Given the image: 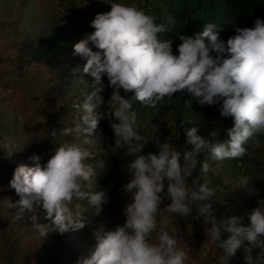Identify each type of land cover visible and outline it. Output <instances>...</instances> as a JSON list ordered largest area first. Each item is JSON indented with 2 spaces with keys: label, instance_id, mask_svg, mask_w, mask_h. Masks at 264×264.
Returning a JSON list of instances; mask_svg holds the SVG:
<instances>
[{
  "label": "clouds",
  "instance_id": "obj_1",
  "mask_svg": "<svg viewBox=\"0 0 264 264\" xmlns=\"http://www.w3.org/2000/svg\"><path fill=\"white\" fill-rule=\"evenodd\" d=\"M90 27L95 31L74 45V55L86 58L83 72L94 78L92 91L85 94L82 104L72 105L75 116L71 126L51 130L57 145L51 158L41 164L42 158L34 154V167L22 164L15 169L9 187L19 197L16 219L21 220L25 210L40 212L39 217H31L32 228L38 237L47 238L52 232L84 229L90 222L84 216V201L95 209L94 215L102 212L101 205L109 201L97 175L106 165L103 160L95 161L91 145L99 142L92 136L107 118L115 137L111 151L115 154L124 149L125 155L133 158L125 165L130 180L122 189L130 194V202L123 210L126 219L122 225L114 231L100 226L94 232L95 250L80 264H186L189 257L178 246V237L166 227L156 231L158 216L168 224L160 207L165 182L170 203L163 213L188 218L195 205L196 219L203 220L207 241L221 250L222 259L230 261L243 248L245 264H261L264 199L251 211L250 226L245 227L239 217L217 218L212 203L215 189L209 187L207 178L203 183L193 179L191 187L188 178L202 153L214 161L242 158L249 142L264 136V20L257 19L253 28H237L238 34L228 39L227 45L220 40L217 25L208 23L194 37H179V55L173 53L171 41L160 38L168 32V25L156 24L154 16L135 6L111 3V11L97 14ZM105 75L113 91L107 112H98L105 104L101 96ZM121 89L133 92L136 101L152 109L177 92L189 96L185 105L189 109L193 101L201 107L219 105L221 116L232 119L226 130L228 139H214L217 131L211 133L213 139L205 138L199 127H185L183 151L173 145L170 136L164 143L158 142V153L145 154L148 140L137 132L132 100L122 96ZM209 170L206 159L201 173ZM41 219L48 223H40ZM256 249L260 251L254 257Z\"/></svg>",
  "mask_w": 264,
  "mask_h": 264
},
{
  "label": "rangeland",
  "instance_id": "obj_2",
  "mask_svg": "<svg viewBox=\"0 0 264 264\" xmlns=\"http://www.w3.org/2000/svg\"><path fill=\"white\" fill-rule=\"evenodd\" d=\"M95 1L101 3L99 7L100 14L108 12L105 8L106 0H77V11H81L80 4L86 7L82 14L83 17L73 16L70 18L68 17L70 15L65 17L68 12L67 14L62 12L66 9V6H62L64 0H0V124H6L8 120L14 119L7 128L15 132V136L10 138L6 137V133H0V147H3V153L10 159V166L15 169L20 166L16 158L25 157L24 152L20 149L19 139L23 138L24 135L27 137L39 135L43 141L51 129L71 126L75 116V109L72 108V105L80 103V100L70 92V86L81 89L86 82L93 81L90 74L83 72V68L87 63L86 58L78 56L76 60L70 59L71 61L67 62H62L60 58L56 59L55 62H27L26 59L20 60L26 54L27 48L26 45L20 43L27 40L33 42L36 39H45L47 36L45 29H49L56 22L67 29L71 36L75 35V29L82 27L81 31L84 32H82L83 38L81 39L86 38L90 34L87 27L91 25V19H94L88 13L90 8L96 5ZM132 2L133 0H119L116 3L132 6ZM70 70L73 72L74 77L70 80L65 77L66 81L62 77V72L68 73ZM207 115V122L204 124L199 123L201 125L199 134L205 138L218 129V127H215V122L219 118V111L213 110L211 114ZM24 123L29 124L28 126L34 131L26 134L28 128L23 126ZM146 131L144 132L145 135L152 140L155 139L157 143H164L168 137L172 136V143L177 147L175 141L178 132L175 129L173 112H169L160 125L151 127ZM55 142L51 140L50 146L46 147L47 149L45 148L46 151L39 149L38 152L45 155V160H48L51 155L47 152L49 148L52 153L55 151L57 147ZM33 144L38 143H31L28 149H33ZM39 147L44 148V146ZM249 147L252 151L262 149L260 144H251ZM91 148L94 150L95 160H97V155L104 150L99 142L91 145ZM180 148L179 150H181ZM125 151L122 149L117 153V161L121 170L118 178L117 201L122 212L130 202V194L122 190L123 185L130 180L125 165L133 159L126 156ZM19 152L20 156L18 155ZM12 153H16L18 157L15 155L16 158L12 157ZM23 162L25 163V160ZM209 164L210 170L207 174H203V179L207 178L209 187L215 189L212 198L214 207L221 212L224 210H231L232 213L238 210L243 211L244 222L242 226H250L249 216L251 211L258 206V201L262 200L258 195V189H252V192L251 190L246 193L241 192L244 187L248 186L245 183V178L234 177L228 171V166L224 161H216L215 164L209 161ZM213 175L219 179L221 178L224 186L219 184L213 186L210 182ZM12 178L13 173H9L6 168L0 166V264H8L9 262L13 264H38V252H43L47 256L43 261L44 264H47L50 259V242L45 238L38 237L32 228L31 220L34 214L39 217L41 213L25 210L23 218L21 220L16 219V214L19 212L17 204L19 197L12 195V189L9 187ZM252 185L253 183L249 186L252 188ZM189 187L191 186L189 185ZM250 195L254 198L253 205H249ZM168 203H170V200L167 197V182H165V191L162 193L160 207L161 213L168 218V224L165 226L161 217L158 216L156 231H159L160 227H166L170 234L178 237V246L189 257L186 264H237L233 258L230 261L222 259L223 254L217 249V246L207 241V236L203 230V220L196 219L195 205H193L192 216L183 218L172 213H163V208ZM83 204L87 209L84 213L85 219L90 220V222L82 230L73 231L69 229L64 233L68 234L70 239L78 241V245L85 249L84 245L90 244L87 237L97 243L94 232L100 226H103L105 231H110V227L104 221L106 218L104 204L101 205L102 212L98 216L94 215L95 209L88 205L87 201H84ZM224 207H227L228 210ZM173 228L179 231L173 233ZM79 234L84 237L82 240L78 236ZM155 235L154 232L152 242H155ZM95 247L96 244L94 250ZM239 251L244 255L243 248ZM85 255L88 259L87 250Z\"/></svg>",
  "mask_w": 264,
  "mask_h": 264
},
{
  "label": "trees",
  "instance_id": "obj_3",
  "mask_svg": "<svg viewBox=\"0 0 264 264\" xmlns=\"http://www.w3.org/2000/svg\"><path fill=\"white\" fill-rule=\"evenodd\" d=\"M101 1V0H100ZM103 1V0H102ZM105 8L108 12L111 11V3L119 2V0H106ZM95 6L90 8L89 15L95 19L97 14H100L99 7L101 3L95 1ZM62 6H66L65 13L68 14L67 17H83L84 10L86 9L85 5L80 4L81 11H77L78 3L75 0H64ZM132 6L137 7L138 9L143 10L145 13L150 14L155 17L156 24H167L168 32L160 34L161 39H166L171 41L173 53L179 55L178 46L182 43L180 36H195L198 33H201L204 29V26L208 23H214L217 25V31L219 32V38L221 41L227 45L228 39L237 35V28H253L254 23L257 19L264 20V0H133ZM79 8V9H80ZM94 19H91V23ZM171 20V22H170ZM83 28L75 29V35L71 36L67 29L60 25V23H53L49 29H45L47 34L45 39H36L33 42L26 41L24 44L27 46L26 54L21 57L20 60L26 59L27 62H55L56 59H62V62L71 61L70 59L76 60L77 55H74V45L80 42L82 36L81 31ZM87 31L91 34L95 31L94 28L88 26ZM35 45V46H34ZM93 51H98L92 45H89ZM212 55H216L215 52ZM225 58H229L227 54ZM57 62V61H56ZM62 77L67 81L73 79L74 74L70 70L68 73L62 72ZM67 79H66V78ZM93 81L94 78L92 77ZM104 84V92L101 93L102 98L105 101V104L97 109L98 112H107V101L110 98V95L113 91L112 88L108 87L109 81L107 76L102 77ZM93 81H88L84 84L81 89L73 88L70 86V92L76 96L80 103L82 104L85 100V94H90L92 91L91 85ZM120 94L126 99L132 100L133 111L137 114V132L141 135H145V131L151 127L158 126L166 118L169 112H173L175 118V129L178 132L177 139L175 144L177 149L181 147L183 151L184 145L186 143V137H184V128L185 127H199V123H206L207 114H211L213 110H218L219 105L214 106H203L201 107L198 103L193 101L192 108L189 109L185 107L186 102L189 99V96L182 92H177L173 94L171 100L167 98L163 103L158 105L156 109L147 108L142 106L138 101L134 99L133 92H125L123 89L120 90ZM12 120H8L6 124H0V133L5 134L7 138L14 137V130L8 129L7 127L11 125ZM183 121H192V124H182ZM29 124L24 123V127L28 128L26 134L32 133L34 129L28 126ZM221 126V127H220ZM232 126L231 118H224L219 112V118L215 122V127H218L217 135L214 139L220 140L221 142L226 141L228 137L226 136V130ZM144 128L143 130L141 128ZM220 128V129H219ZM51 130H54L51 129ZM147 132V131H146ZM51 131L44 137L43 141L40 139L39 135H33L30 137L23 136L19 139L20 149L25 157H19L16 153H12V157L16 158L18 164L26 165L29 167H34L33 160L31 157L36 154L39 155L41 159V164H45V155L40 154L39 149L45 150L46 147L50 146L52 139L50 135ZM8 135V136H7ZM208 135L207 138L213 139ZM148 140V144L144 148V153L148 152L158 153L159 147L155 139H150L149 136H144ZM92 138L97 139L103 148V152L97 155L98 159L95 161L103 160L106 168L105 171L98 170L97 180L101 190H104L106 195L108 194V203L105 204L106 218L104 221L109 225L110 231H114L117 225H122L125 222V216L123 212L118 207V178L120 175V166L117 161V153L113 154L111 147L114 146V132L110 126L109 119H103L98 125V129L93 134ZM40 140V141H39ZM31 143L33 144V149H28ZM251 144H260L262 147L259 151L250 150ZM39 146H44L40 148ZM46 148V149H45ZM247 154L242 158L237 159H225L223 160L226 166H228V171L236 178H245V183L248 186L244 187L241 192L246 193L252 189H258V195L261 199L264 198V136L257 137L255 142L250 141L247 145ZM51 155L54 153L51 152L50 148L48 151ZM20 156V152L18 153ZM51 155L49 159L51 158ZM18 157V156H17ZM209 160L215 164L216 161L210 159L208 154L202 153L198 158L199 163L197 164L196 169L193 172V175L188 178V184L192 186L193 179H199L201 183L204 182L203 174L201 173V166L205 160ZM25 160V163L23 162ZM90 161V162H95ZM208 161V162H209ZM0 166L6 168L9 173H13L15 168L10 166V159L3 153V147H0ZM8 167V168H7ZM211 184H219L224 186L221 182V178H217L213 175L210 178ZM253 183L251 188L249 185ZM99 188L97 190H100ZM12 195L18 197L15 193V190L12 189ZM249 205L254 204V198L252 195L249 197ZM214 200L212 199V203ZM227 209V207H224ZM228 210V209H227ZM214 213L218 219L221 218H230V217H239L241 218V224L244 222V212L238 210L234 213L232 211L224 210L221 212L219 209L214 207ZM29 223L27 221H23ZM42 223H48L41 219ZM51 232V229H50ZM82 240L84 237L78 235ZM51 247L49 248V257L47 264H80L83 259H87L85 251H88V258L94 252L95 242L93 239L87 237V240L90 241V244L84 245L85 249H82L78 245V241L70 239L68 234H61L59 232H52L47 238ZM44 242V241H43ZM217 249L221 251L218 247ZM259 249L254 250L253 256H257ZM255 254V255H254ZM38 264H44L46 257L43 252L37 253ZM236 260L237 264H245L244 255L238 250L236 256L233 258ZM10 260V259H9ZM13 261V260H12ZM14 262V261H13ZM11 263V262H9ZM8 263V264H9ZM13 264V263H11ZM261 264H264V259H262Z\"/></svg>",
  "mask_w": 264,
  "mask_h": 264
}]
</instances>
